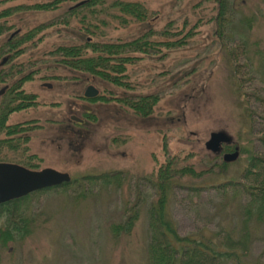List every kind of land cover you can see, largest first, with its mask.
<instances>
[{
  "label": "rangeland",
  "instance_id": "1",
  "mask_svg": "<svg viewBox=\"0 0 264 264\" xmlns=\"http://www.w3.org/2000/svg\"><path fill=\"white\" fill-rule=\"evenodd\" d=\"M81 1L84 0H0L1 7L7 9L22 6L19 11L0 19L5 27L0 31V42L39 25L47 26L62 11ZM140 1H147L146 9L156 19L153 36L168 24L163 30L170 34L168 38L155 39L165 42L171 41L172 36L177 37L182 41L179 46H154L149 54L137 55L138 61L127 65V87L94 82L104 98L92 103V120L82 128L76 127L80 131L70 137V142L64 134L58 137L57 125H65L66 103L76 98L75 94L78 96L86 84L83 78L76 85H73L74 80L62 78L65 80L58 85L53 81V73L40 67L31 68L23 86L34 94L38 104L12 112L8 120L12 123L39 120L42 127L30 132L25 146L28 162L36 165V170L53 168L67 172L72 180L120 173L122 185L106 188L89 184L81 188L73 184L67 190L33 195L25 204L28 210L25 216L31 220L32 233L23 241L11 243L7 249L0 248V264H149L146 213L157 197L154 180L167 159H186L180 162L182 165H194L196 159H205L206 164L221 160L226 144L216 153L220 155L217 159L204 146L209 135L217 132L230 139L228 145L233 146L232 150L234 146L239 151L255 148L253 153L260 154L257 149L261 151L262 146L258 140L264 137L262 107L247 100L244 93L262 89L264 0H228L227 11L231 16L219 21L229 22L230 30L221 23L220 33L215 10L210 9L218 4L216 1ZM41 3L48 6L46 10L32 7ZM143 27L145 24L141 29ZM141 31L136 28L115 31L111 34L112 41L127 42L141 35ZM79 36L82 35L77 28L46 27L38 34L42 41L33 54L37 57L60 46L76 48L71 47L76 44L69 41ZM84 37L87 35L81 40H85ZM244 52L250 56V65L240 55ZM67 75L61 77H72L68 72ZM47 80L55 85L54 92L40 88ZM139 98L145 108L150 106L145 116L135 114L121 103L123 100L135 102ZM54 100H60L59 107L50 105ZM54 120L62 122L52 124ZM249 134H252L251 143L247 142ZM74 141L75 145L71 143ZM230 153L233 152L224 154ZM240 153L238 164L229 163L226 178L210 176L216 173L212 169L211 173L205 172L197 178L180 179L182 183L191 179L190 184L200 186L196 190L181 186L171 190L166 212L179 236L204 232L211 237L220 228L223 233L235 226L230 217L221 219L224 212L219 208L232 198L231 192H224L223 196L220 190L209 185L241 173L245 154ZM204 180L213 183L200 185ZM132 211L136 212L137 219L132 232L116 241L110 226L122 222ZM3 226L4 221L0 220V228ZM247 259L253 264H264V224L253 225Z\"/></svg>",
  "mask_w": 264,
  "mask_h": 264
},
{
  "label": "trees",
  "instance_id": "2",
  "mask_svg": "<svg viewBox=\"0 0 264 264\" xmlns=\"http://www.w3.org/2000/svg\"><path fill=\"white\" fill-rule=\"evenodd\" d=\"M212 1L218 3L210 7V9L214 8L217 15L218 32L222 25L226 30H230L227 25L229 22L219 21L231 16L227 11L228 7H230L228 6V0ZM212 1L209 0V3ZM146 2L140 0H84L78 6H74V4L62 11L55 20L49 21L47 26L39 25L28 32L15 34L0 42V59L5 55L9 56L11 63V66H9V77L12 80L11 86L13 87V90L7 94L0 112V162L9 161L31 170H36L37 168L36 165L28 162L29 157L25 155V146L28 139L18 137L8 143L4 140L5 138L2 134L4 131L2 118L7 113V110L9 113L10 111L20 110V108L30 105L34 99L32 95L14 91L17 84H20L23 78H27L28 75L23 77L22 73L32 68L30 63H61V68L74 71V76L77 79L81 78V76L83 78L92 77L99 82L104 81L117 87H127V65L138 61L139 57L137 55L149 54L154 46L155 48H159L158 46L176 48L182 43L181 40L173 36L169 38L171 41H159L161 38H168L170 35L163 31L168 24H164L160 28L159 31L161 33L153 36V31L157 29L153 25L156 19L150 15L151 12L147 11ZM21 7L16 6L7 9L0 5V9H4L0 11V19L2 20L12 15L13 12L19 11ZM32 7L46 10L48 6L41 3L32 5ZM144 24L145 27L141 29V25ZM51 26L56 28L59 26L70 27L71 29L77 28L79 35L81 33L82 36L87 35V37H84L86 38L85 40H81L82 36H79L69 41L76 44V46H71L76 48L60 46L46 54L35 57L33 51L42 41V39H38V34L42 30L44 31L46 27ZM4 28V25H1L0 22V31H3ZM129 28L143 31H141V35L133 37L127 42L112 41L111 34L113 32H125ZM156 37L159 40H156ZM243 39L242 43L244 44L245 38ZM240 55H242L247 65L251 64L250 56L246 55L245 52ZM23 56H26V58H23ZM20 57L23 60L18 59ZM16 61L23 63L20 64ZM47 69L49 70L50 67ZM234 73H237V70ZM263 81H261L262 89H253L245 92L244 95L247 100L259 103L264 115V95H261L262 92L264 93ZM141 99L139 98L135 102L123 100L121 103L135 114L145 116L149 113L150 106L147 105L148 108H145L143 103L140 104ZM247 114L248 116H253L249 110H247ZM13 130L16 131L18 128L14 127ZM18 132L20 133L21 130H18ZM251 135L249 134L247 142L251 143ZM258 142L262 146L261 151L257 149L260 154L253 153L256 151L255 148L254 150L240 149L245 154V159L241 173L237 177L228 176L227 179L219 184L209 185L213 189L220 190L223 196H225L224 192H231L232 198H228L229 201L225 202L224 205H220L219 208L220 211L223 210L224 212L222 220H224V217H230L235 223V226L228 231L221 233L220 228L214 233L215 236L211 237H208L204 232L198 235L179 236L174 222L166 212V207L169 202L170 192L174 187L181 186L187 188V190H196V188L200 187L199 185L190 184L191 179H187L189 180L187 183H182L180 182L181 178H197L198 175H202L205 172L210 171L209 173H211L212 169L213 171L216 170V173L210 176L214 175L216 179L223 176L226 178L229 163L218 159L213 164L211 162L206 164L205 159H196L197 161L194 165L191 163L182 165L180 162H185L186 159H183V161H179L175 157L167 159L166 163L158 170L154 180L157 197L146 213L149 234L147 242L149 264H253L247 259L252 241L253 225L264 224V137H261ZM232 147L226 145L222 151H231ZM7 148H9L8 151L6 150ZM240 151L238 150V154ZM240 155L241 153L238 159L234 161L236 162L235 164H238ZM215 156L217 159V156L220 155L215 154ZM30 158L36 159V156H30ZM200 169H205V171ZM195 170L201 172L198 173ZM120 176V173L86 176L79 180H72L70 184L37 191L24 198L0 204V220L4 221V226L0 228V248L3 250L7 249L11 243L23 241L32 233L31 220L25 216V212L28 211L25 204L33 195L49 190H67L73 184L81 188L86 185L89 186V184H100V186L106 188L110 186L118 187L122 185ZM211 181L204 180L200 185L213 183ZM136 221V212L132 211L122 222L110 226L113 238L117 241L122 236H128L132 232ZM219 236H221L220 239Z\"/></svg>",
  "mask_w": 264,
  "mask_h": 264
},
{
  "label": "flooded vegetation",
  "instance_id": "3",
  "mask_svg": "<svg viewBox=\"0 0 264 264\" xmlns=\"http://www.w3.org/2000/svg\"><path fill=\"white\" fill-rule=\"evenodd\" d=\"M81 2H83V1H81ZM81 2H78V3H81ZM78 3H76L74 6H76ZM4 57L7 58V60L2 62V59ZM9 66H11V63L9 61V56L5 55L0 59V112L2 111V108H3L2 105H4V100H6L7 94L13 90V87L11 86L12 80L9 77ZM30 66L32 68L33 67H40V68H42L43 71H48V72L53 73L54 78H55V79H53V81L55 80L58 83V85H60L59 83H61V80H65L62 78H70V80H74L73 85H76V82L83 78L81 76V78L77 79L74 76L75 72L72 71L71 69L61 68V66H62L61 63H45V62H38L37 63V62H34V63H30ZM49 67H50L51 71H50V69L49 70L47 69ZM30 71L32 72V69L22 73V75H25V74L28 75ZM67 72L72 77H61V76H68ZM27 79H28V76H27V78H23V80L20 81L21 83L17 84V87L14 91L17 93L24 92L27 95H32L35 98L34 94L29 93L27 91V89H25V87L23 86V84L25 83V81ZM83 81L86 84L83 86V88L80 91V93L78 94V96L75 94L76 98L71 99V101L68 100L66 103V108L64 111L65 113H64V117H63V119L65 121V125H57L56 124L57 125V131H59L58 137L60 136V134H64L67 137L69 142H70V137L74 136L77 131H80V129H78L76 127L82 128V127H84V125H87L89 119L92 120V117L94 116L93 109H92V103H94L95 101H100V98L101 99L104 98V97H102V91H100L94 85V82H96V80H94L92 77H88V78L84 77ZM39 86L41 89H45L46 91H48V93L55 91V85L53 83L49 82L48 80L45 81L44 83H41ZM65 86L66 85L64 84V87ZM90 87H92L97 92L96 97H94V98L91 97L92 92L88 91V88H90ZM63 91L65 93L66 89H64ZM5 104H8V103H5ZM37 104H38V102L34 101V99H33L32 103L30 105L32 106V105H37ZM50 105L59 107L60 106V100H54V102ZM28 106H24L20 109L24 110V108H26ZM12 112H15V111H12ZM12 112L10 111V113H9V111L7 110V113L2 118V123H3L2 126L4 127V131L2 134L4 135V138H5L4 140L7 141L8 143H11L14 138H18V137H20L21 139H28L29 140L30 139V132H33L35 129L37 130L38 128L42 127L41 125H39V120L37 118L27 119V120L15 122V123L9 122L8 121L9 116ZM57 116L60 117L61 116L60 113ZM58 122L60 123L62 121L54 120V122H52V124H55ZM14 127H17L18 130H21L22 134H20L21 132L19 133L18 130H16V131L13 130ZM14 132H15V134H13ZM42 140L45 142V139H42ZM46 140H47V138H46ZM71 143H73L75 145L76 141L71 142ZM235 149H236V147H234L233 150L231 149V151L233 152ZM228 152L229 151L223 152V154L228 153ZM30 156H32V155H30ZM0 163H11V162L2 161ZM12 164H16V163H12ZM17 165H19V164H17ZM38 170H40V169H38ZM59 172H61V171H59ZM63 173H67V172H63ZM71 180H72V178H71Z\"/></svg>",
  "mask_w": 264,
  "mask_h": 264
},
{
  "label": "water",
  "instance_id": "4",
  "mask_svg": "<svg viewBox=\"0 0 264 264\" xmlns=\"http://www.w3.org/2000/svg\"><path fill=\"white\" fill-rule=\"evenodd\" d=\"M81 4V3H80ZM77 4L76 6H78ZM7 60L3 58L2 62ZM91 97H96V90L88 88ZM230 139L222 132L211 133L205 143L206 150L216 154L221 146L228 144ZM238 148L233 153L224 154L222 160L226 163L237 160ZM71 178L67 173L56 171L52 168L31 170L12 163H0V204L24 198L37 191L59 187L69 184Z\"/></svg>",
  "mask_w": 264,
  "mask_h": 264
}]
</instances>
